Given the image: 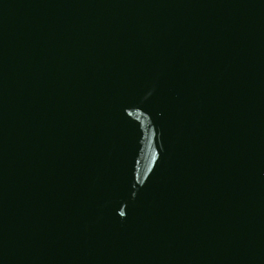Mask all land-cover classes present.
<instances>
[{
	"label": "water",
	"instance_id": "1",
	"mask_svg": "<svg viewBox=\"0 0 264 264\" xmlns=\"http://www.w3.org/2000/svg\"><path fill=\"white\" fill-rule=\"evenodd\" d=\"M0 264H264V0H0Z\"/></svg>",
	"mask_w": 264,
	"mask_h": 264
}]
</instances>
